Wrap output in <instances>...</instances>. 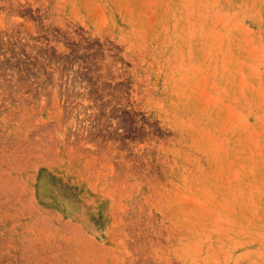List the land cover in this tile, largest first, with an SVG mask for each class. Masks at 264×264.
Segmentation results:
<instances>
[{"label": "rangeland", "instance_id": "1", "mask_svg": "<svg viewBox=\"0 0 264 264\" xmlns=\"http://www.w3.org/2000/svg\"><path fill=\"white\" fill-rule=\"evenodd\" d=\"M256 236L264 0H0V264H264Z\"/></svg>", "mask_w": 264, "mask_h": 264}, {"label": "crops", "instance_id": "2", "mask_svg": "<svg viewBox=\"0 0 264 264\" xmlns=\"http://www.w3.org/2000/svg\"><path fill=\"white\" fill-rule=\"evenodd\" d=\"M44 166H46L47 168H49V169L52 170L51 180L53 181V183H56V182L57 183H60V181H61L60 173L58 171H55L54 169H52L51 167H49L47 165H44ZM35 182H36V177H35V180H34V185H35ZM57 189H59V188H57ZM47 192H48V197L50 199L53 198L55 195H60L61 196V190L59 189V190L55 191V189L52 188L51 186H50V188L48 187ZM38 193L40 195V190L38 191ZM34 194L36 196V200H37L38 206L42 207V209L49 210V211H56V212H59L60 211V209L58 208V206L55 203L48 202V201L47 202H44V203H40V196L39 197L37 196L35 189H34ZM104 208L102 210H100V214L99 215H101V217H103V219H105L104 221H105V223L107 225V228H108V231H109L110 217L105 212H103L104 211ZM107 234H108V232H107ZM106 235H105V237H106Z\"/></svg>", "mask_w": 264, "mask_h": 264}, {"label": "bare ground", "instance_id": "3", "mask_svg": "<svg viewBox=\"0 0 264 264\" xmlns=\"http://www.w3.org/2000/svg\"><path fill=\"white\" fill-rule=\"evenodd\" d=\"M253 239L255 240L254 244H257L259 247L264 248V237L263 236H256Z\"/></svg>", "mask_w": 264, "mask_h": 264}]
</instances>
